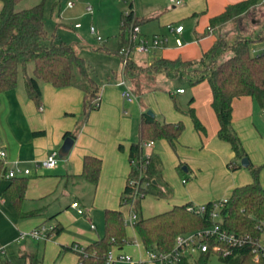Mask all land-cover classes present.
Wrapping results in <instances>:
<instances>
[{
    "label": "trees",
    "instance_id": "trees-1",
    "mask_svg": "<svg viewBox=\"0 0 264 264\" xmlns=\"http://www.w3.org/2000/svg\"><path fill=\"white\" fill-rule=\"evenodd\" d=\"M0 94L15 88L19 83L20 71H23L27 93L38 106L42 103L41 82H49L56 87L76 86L84 93V106L80 118L73 131H67L65 136L76 137L82 126L87 122L90 112L100 105L102 85L90 71V66L80 54L78 43L56 41L55 34L48 31L45 22V0L28 8L16 9L21 0H0ZM126 1V0H125ZM264 0H240L228 4L225 9L209 18L207 33H215L220 27L229 22L241 24L250 16ZM121 14V28L123 33L119 42L118 52L125 56V49L129 55L136 46L137 39L133 37V28L148 18H141L134 10L133 1ZM249 15V16H248ZM258 23V22H257ZM264 39V28L255 36L237 37L229 42L225 36L217 35L214 44L198 59H182L157 57L149 65V70L155 75L163 72L169 78L185 77L192 85L207 80L212 90V107L219 120L218 136L228 142L234 153V158L228 162L232 169L241 166V159L247 157L242 139L232 124L233 100L241 96H251L264 108V51L253 53L250 42ZM101 49V48H99ZM232 52L231 56L219 61L225 52ZM33 63V74H28V64ZM136 62L128 56L124 66L126 78L131 82L135 94L142 95L148 86L155 81H143L135 70ZM148 70V69H147ZM134 83V86H133ZM189 101V108L185 111L192 119L195 129L199 133H206V127L198 117L195 108ZM180 111V107L176 105ZM185 129V123L160 120L155 114L143 112L139 125V139L132 142L129 149L131 169L126 187L121 196V205L132 202L136 193L135 181H148V186H140V194L135 199L134 228L146 249L169 251L174 247L179 234L196 231L214 225L216 222L236 234H251L260 238L264 234V185L260 181L263 165L250 162L253 180L250 183L235 187L227 202L220 208V219L214 220L211 211L216 201L206 203L207 210L198 214L190 209L191 202L175 205L173 208L159 214L145 217L141 211V200L148 194L165 197L163 191L162 159L151 152L146 168L141 174V165L145 163L144 142L164 139L176 150L177 143ZM36 131L34 134H41ZM132 160L136 164H132ZM5 160L0 159V179L8 172ZM102 170V159L96 155L87 154L83 161L81 176L93 189L98 185ZM11 182L6 192L20 211L22 216L31 215L22 210L23 201L28 187V177L18 175L10 178ZM36 214V212L32 213ZM104 234L91 244L84 247L85 252L79 253L77 264H106L110 251L122 250L129 242L126 222L123 212L119 208H105ZM60 224L54 226L51 232H59ZM226 246L222 244V248ZM217 253L220 259L228 264H264V257L256 259L254 246L246 244L241 248H233L232 254L222 256L220 252L209 249L196 255H187L177 264H208L209 256ZM31 264H38L41 259L37 254H30ZM0 264H14L5 259Z\"/></svg>",
    "mask_w": 264,
    "mask_h": 264
},
{
    "label": "crops",
    "instance_id": "crops-1",
    "mask_svg": "<svg viewBox=\"0 0 264 264\" xmlns=\"http://www.w3.org/2000/svg\"><path fill=\"white\" fill-rule=\"evenodd\" d=\"M132 1L134 4V0ZM149 1L152 3V0ZM238 1L240 0H183L180 5L172 4L173 10L169 12L162 10L157 3H152L151 6L147 7L149 10L143 13L146 16L140 17H146L148 20H158L160 26H167L169 30L170 26H175L174 24L180 22L179 19L183 17L192 16L198 19L205 17L208 27L211 16L222 12L228 4ZM1 7L2 3L0 1ZM136 10L137 14L139 11L137 6ZM184 31L185 28L181 33H175L182 35ZM212 34L208 33L200 36V38ZM177 39L181 38L178 37ZM177 46L182 45L177 43ZM157 57L161 56H153L149 64ZM138 64L148 65L147 63ZM27 71L28 74H33V68L30 70L31 73H29V70ZM117 76L115 74L113 79L102 85L100 105L90 112L87 122L82 126L76 137L65 136V133L75 129L83 111L85 93L81 88L76 86L60 88L49 82H41L42 109H40V106L27 93L23 74V82L20 81L19 77V83L15 88L0 94V146L7 152L5 161L8 168L15 167L17 161L19 167L30 169V172L24 175L28 177V187L22 210L25 213H31V215L25 216L20 214L6 192L11 179H0V263L5 259H9L14 264H31L30 254H37L41 259L38 264H77L79 252L72 249L71 246L78 243L84 248L102 236L98 233V225L91 218L89 209L85 210L83 208L79 198L70 199L77 185L89 184L81 176L84 157L87 154L96 155L102 159V170L97 187L93 189L89 184L93 194H96L98 188L99 191L101 190L107 170L113 171V183L118 187L119 209L123 212L122 206L124 205H121L120 202L131 169L130 145L134 142V136L137 132L139 136L142 113L152 111L147 109L155 107L153 104L147 103L146 98L145 102L142 99L138 108L136 106V108H132L134 100L129 101L125 98L123 95L124 90L119 83L123 78H126L124 67L122 77L117 78ZM157 77L158 75L156 79ZM207 83V100L203 104L196 103L197 108H195L193 106L195 95L191 97L193 99L191 105L195 108L198 117L206 127V133H199L201 140L198 139L196 145L200 146L198 150L200 156L208 158L209 161L217 162L219 168L214 172L215 177H213L210 187L206 185L205 188L201 189L197 180L203 171L200 167L197 168V165L193 166L196 170V173H194L196 180L191 182L190 188L187 190L188 195L184 199H177L174 196L166 199L168 202L165 207H161L155 214L187 202H191L195 206L194 201H198L201 205L209 201H221V198L229 197L235 187L250 183L253 180L248 167L241 165L232 169L228 166V161L234 158V153L230 144L221 140L218 136L219 120L212 107V90L208 81ZM129 87L132 88V85ZM180 88L183 87H178L175 92L170 91V97L174 98L175 93L184 95L186 90L179 92L178 89ZM159 97L157 95V98ZM135 110H140V120L137 114L130 115L129 112ZM155 111L156 114L152 112L160 120L168 122L181 120L184 122L185 120L187 126L190 125L186 119L189 115L183 110L180 111L176 108L161 112L157 108ZM232 124L242 139L250 162L263 165L260 181L264 185V108L251 96L237 97L233 100ZM207 128L209 134L208 137H204L207 134ZM36 131H42L43 133L34 134ZM182 134L177 145L180 143ZM69 136L74 140L72 148L67 156L64 158L59 157L55 167L46 168L36 165L35 161L45 159L54 151L58 152L65 138ZM155 144L154 142L152 147H148L147 153L155 152L161 157L165 186L162 188L166 196H170L168 195L170 193V183L165 177L164 161L159 151L155 149ZM179 161L183 163L181 160ZM193 167L184 166L186 170L190 171L194 170ZM192 187L195 188L192 189ZM142 200L140 202L141 211ZM76 201L84 209V213H79L77 208L72 206V203ZM107 205L109 206L105 208H118L113 204ZM126 205L135 212L133 202ZM71 211L82 216H88L89 223L86 222L88 227L82 228L79 223H76L79 219ZM34 212L36 214H32ZM144 216L149 217L151 215L144 214ZM42 224L53 226L60 224L61 230L51 232L47 239L20 238L22 232L30 231ZM92 224L95 227H92ZM130 231L135 236V240H129L122 250L115 249L112 251L115 255L120 253L129 254L132 260L116 261L113 264H154L149 262L147 249L142 244L133 224Z\"/></svg>",
    "mask_w": 264,
    "mask_h": 264
},
{
    "label": "rangeland",
    "instance_id": "rangeland-1",
    "mask_svg": "<svg viewBox=\"0 0 264 264\" xmlns=\"http://www.w3.org/2000/svg\"><path fill=\"white\" fill-rule=\"evenodd\" d=\"M41 1L42 0H21L16 4V9L20 10L28 8ZM129 1L131 0H45L44 15L48 31L55 34L56 41L63 40L67 43H78L80 46V54L85 58L90 66L91 73L101 85L108 80L113 79L115 74L118 75L117 78L122 77L123 75V57L118 52V49L120 38L123 33L121 28V14L128 9ZM68 2H73V5L68 6ZM152 3H157L158 7L165 12L173 10V3H171L170 0H152ZM152 3L149 0H134L135 12H137V6L139 10L137 15L141 17L146 16V14L143 13H146L149 10L147 7L151 6ZM89 5L93 6V13L88 11L87 7ZM253 15L255 16L254 20H257L256 22H253L251 17L244 19L241 24L229 22L223 27H220L216 34L214 33L211 36L203 38H200V36L208 34L205 17L198 19L192 16H186L179 19L180 22H176L174 25H183L185 31L182 35H178L169 30L167 26H160L158 20L143 21L139 24L140 33L137 38L138 43L129 54V57L135 61L137 65L135 73L140 75L144 82L154 80L157 75L149 70V61L153 56L198 59L203 55L204 51L211 48L216 40V36L219 34L225 36L229 42H233L237 37L255 36L264 28V3L256 7L255 10H251L250 16ZM76 23H80L81 26L76 28L74 26ZM91 26H94L95 33H91ZM156 34L165 40L164 44H161V46L159 45L156 48H151L148 51H141L138 49L141 40H148L151 44L152 39ZM98 36L100 39H98ZM178 37L181 38L182 46H177ZM250 48L253 53L264 51V39L251 41ZM231 54L232 52H225L219 61L221 62L225 60L231 56ZM138 63H147L148 65H141ZM31 68H33V63L28 64L29 73H31ZM20 81L23 82V71H20ZM207 85L208 83L206 80L192 85L185 77L172 79L168 78L163 72H160L154 85L148 86V89L142 95H137L133 91L134 103L132 104V108H138L142 99H144L145 102L147 98V103H151L155 107H150L147 110H152L155 114V109L157 108L161 110V112H165L168 111V109H176V105L185 112L189 108V101L193 95H195V101L193 104L195 108H197L196 103L203 104V102L207 100ZM126 86H131L128 79H126V85H122L121 88L124 90L126 89ZM178 87H183L186 90V93L184 95L175 93L174 98L170 97V91L175 92ZM157 95L160 97L157 98ZM129 113L131 116L137 114L140 120V110L130 111ZM186 119L189 121L190 125L188 127L184 120L185 129L176 150H173L167 141H164L163 139L155 142V149L159 151L164 161L165 177L170 183V193L168 194L170 196L165 195V197L160 198L156 195L148 194L142 200L143 215H156L155 212L161 207H165L168 202L166 199H169L172 196L177 199H184V197L188 195L187 190H189L191 182L196 180L194 175V173H196L194 168L195 165H197V168L200 167L203 171L197 180L201 189L203 187L205 188L206 185L210 187L212 184L213 177H215L214 172L219 168V164L200 156L198 153L200 146H197L196 142L198 139L201 140V137L199 132L195 129L191 117L188 116ZM208 134L209 132L207 128V134L204 135V137H208ZM138 139L139 136L137 132L133 141H137ZM144 152H148V147H144ZM186 165L194 166L193 171L195 172L192 170H186L184 168ZM112 177L113 171L107 170L105 179L101 185V190L99 191L98 188L95 195L93 194L91 186L85 184L77 185L72 192V197H70L71 200L79 198L83 208L85 210L89 209L91 218L98 225V233L100 235H103L105 232L104 210L105 207L109 206L107 204L116 205L118 208L120 207L119 194H117L118 187L113 183ZM194 188L192 187V189ZM223 199L224 198H221V200ZM194 203L196 207L201 206L198 201H194ZM122 209L129 240L134 241L135 236L130 230L132 228L131 216L135 212H133L134 210H131L126 204L122 206ZM162 211L164 212L167 210ZM72 213L79 219L76 223H79L82 228L88 227V224H86V222L89 223L88 216H82L76 212ZM260 242L261 244H264V234L261 236ZM200 255L201 252L197 253L196 258ZM220 258L219 254L212 253L209 256L208 264H228L223 262Z\"/></svg>",
    "mask_w": 264,
    "mask_h": 264
},
{
    "label": "built area",
    "instance_id": "built-area-1",
    "mask_svg": "<svg viewBox=\"0 0 264 264\" xmlns=\"http://www.w3.org/2000/svg\"><path fill=\"white\" fill-rule=\"evenodd\" d=\"M173 5H180L183 3V0H170ZM68 6H72L73 2H68ZM88 11L90 13L94 12L93 6L89 5L87 7ZM76 27H80V23L75 24ZM183 25L178 26H170V30L176 33H181L183 31ZM91 33H95L94 26H91L90 29ZM133 37L138 38V34L140 33V26L136 25L133 28ZM98 39L100 37L98 36ZM165 40H163L160 36L155 35L152 39V42L148 40H141L140 44L138 45V49L141 51H148L151 48H156L159 45L163 44ZM178 45H182L181 39H177ZM125 52V56L123 57V65L125 66L128 61V54L126 53L125 49L121 50V53ZM120 85H126V80L123 78L121 82H119ZM179 92H184V88L178 89ZM123 95L125 98L129 101L134 100V93L131 87L126 86V89L123 91ZM40 109H42V106H40ZM154 144L153 140L145 141L143 146L145 147H152ZM144 156L146 158L145 163H143V166L141 165V174L144 172L146 168V163L149 161L150 153H144ZM7 152L6 150L0 146V159L6 160ZM59 160V155L57 151H54L50 153L45 159L40 161H35L37 166H43L46 168H53L57 165ZM132 164L135 165L136 161L132 160ZM30 172L29 168H21L18 166V162H15V167L9 168L8 172L5 174V178H12L18 175H25ZM130 183L132 185H136V193L135 197L132 200L134 203L135 199L140 194V186H148L150 182L144 181H135L131 180ZM228 197L224 198L221 201H216L214 203V208L211 211V216L214 220L220 219V208L223 207L224 203L227 202ZM73 207H76L79 213H84V209L79 206V203L73 202ZM190 209L195 210L198 214H204L207 210L206 204H203L199 207L191 206ZM132 224L134 220L137 218V214H133L132 216ZM92 227H95L94 224H92ZM53 225H47L42 224L30 231L22 232L20 234V238H26L31 237L34 239H47L49 238L51 231L53 230ZM261 238V237H260ZM260 238H254L251 234H236L235 232L229 231L228 229L224 228L221 223L216 222L214 225L198 229L196 231L188 232L179 234L175 239L174 247L169 251H162L158 249H147V255L149 262H152L154 264H177L183 258L187 255H196L199 252H206L209 249H212L215 252H220L222 256H227L229 254H232L233 248H241L242 246L246 244H250L254 246V251H258L256 255V259L259 258V256L264 257V244H261ZM222 244L225 245V248H222ZM72 249L79 253H84L85 249L80 246L78 243L73 244ZM132 260V257L129 254H123L120 253L118 255H115L113 251H110L107 255L106 264H113L116 261H130Z\"/></svg>",
    "mask_w": 264,
    "mask_h": 264
},
{
    "label": "water",
    "instance_id": "water-1",
    "mask_svg": "<svg viewBox=\"0 0 264 264\" xmlns=\"http://www.w3.org/2000/svg\"><path fill=\"white\" fill-rule=\"evenodd\" d=\"M149 114H154L152 111H148ZM73 138L72 137H66L64 140V143L62 145V147L60 148V150L58 151V155L61 158H64L65 156L68 155V153L70 152L72 145H73ZM241 165L244 167H248L250 165V160L248 157H243L241 159Z\"/></svg>",
    "mask_w": 264,
    "mask_h": 264
}]
</instances>
